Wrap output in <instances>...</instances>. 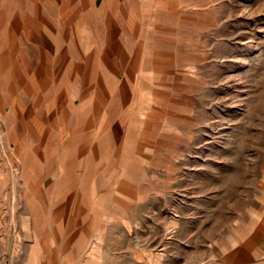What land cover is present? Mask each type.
Masks as SVG:
<instances>
[{
  "label": "rangeland",
  "instance_id": "rangeland-1",
  "mask_svg": "<svg viewBox=\"0 0 264 264\" xmlns=\"http://www.w3.org/2000/svg\"><path fill=\"white\" fill-rule=\"evenodd\" d=\"M130 3L110 120L74 166L51 158L41 186L17 191L54 231L44 264H200L264 204V0Z\"/></svg>",
  "mask_w": 264,
  "mask_h": 264
},
{
  "label": "crops",
  "instance_id": "crops-1",
  "mask_svg": "<svg viewBox=\"0 0 264 264\" xmlns=\"http://www.w3.org/2000/svg\"><path fill=\"white\" fill-rule=\"evenodd\" d=\"M133 11L130 0H0V264H44L54 231L34 226L18 188L41 186L51 158L58 171L66 159L74 166L93 139L112 107L102 93L126 76ZM200 264H264V204L244 234L212 246Z\"/></svg>",
  "mask_w": 264,
  "mask_h": 264
}]
</instances>
